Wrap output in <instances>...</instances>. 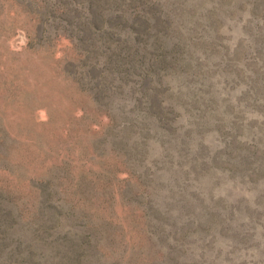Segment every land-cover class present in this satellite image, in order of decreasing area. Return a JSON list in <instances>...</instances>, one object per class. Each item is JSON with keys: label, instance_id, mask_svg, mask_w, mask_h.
Listing matches in <instances>:
<instances>
[{"label": "rangeland", "instance_id": "374dc122", "mask_svg": "<svg viewBox=\"0 0 264 264\" xmlns=\"http://www.w3.org/2000/svg\"><path fill=\"white\" fill-rule=\"evenodd\" d=\"M0 264H264V0H0Z\"/></svg>", "mask_w": 264, "mask_h": 264}]
</instances>
